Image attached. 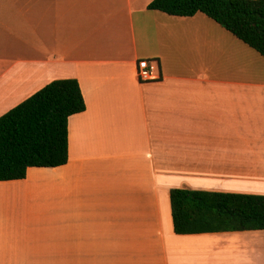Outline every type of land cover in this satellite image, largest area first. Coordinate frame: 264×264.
I'll use <instances>...</instances> for the list:
<instances>
[{
    "label": "crops",
    "instance_id": "1",
    "mask_svg": "<svg viewBox=\"0 0 264 264\" xmlns=\"http://www.w3.org/2000/svg\"><path fill=\"white\" fill-rule=\"evenodd\" d=\"M153 1L0 0V118L58 80L87 107L67 165L0 182V264H264V231L178 235L170 202L264 196V57Z\"/></svg>",
    "mask_w": 264,
    "mask_h": 264
},
{
    "label": "trees",
    "instance_id": "2",
    "mask_svg": "<svg viewBox=\"0 0 264 264\" xmlns=\"http://www.w3.org/2000/svg\"><path fill=\"white\" fill-rule=\"evenodd\" d=\"M148 9L173 17L204 14L264 57V0H155ZM76 79L58 80L0 118V182L31 168L69 162V119L86 111ZM178 235L264 231V196L172 190Z\"/></svg>",
    "mask_w": 264,
    "mask_h": 264
},
{
    "label": "built area",
    "instance_id": "3",
    "mask_svg": "<svg viewBox=\"0 0 264 264\" xmlns=\"http://www.w3.org/2000/svg\"><path fill=\"white\" fill-rule=\"evenodd\" d=\"M137 77L139 82L146 83L161 79L158 69L154 63L142 60L138 64Z\"/></svg>",
    "mask_w": 264,
    "mask_h": 264
}]
</instances>
